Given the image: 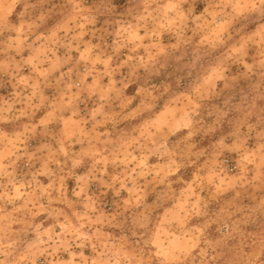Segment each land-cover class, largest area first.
<instances>
[{
  "label": "clouds",
  "instance_id": "1",
  "mask_svg": "<svg viewBox=\"0 0 264 264\" xmlns=\"http://www.w3.org/2000/svg\"><path fill=\"white\" fill-rule=\"evenodd\" d=\"M0 264H264V0H0Z\"/></svg>",
  "mask_w": 264,
  "mask_h": 264
}]
</instances>
